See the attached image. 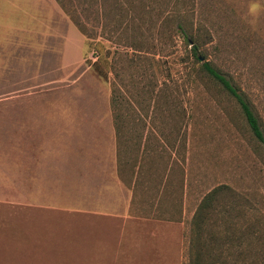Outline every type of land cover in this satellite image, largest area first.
<instances>
[{
    "label": "rangeland",
    "instance_id": "374dc122",
    "mask_svg": "<svg viewBox=\"0 0 264 264\" xmlns=\"http://www.w3.org/2000/svg\"><path fill=\"white\" fill-rule=\"evenodd\" d=\"M178 25L264 135V0H0V264H190L214 191L204 244L264 264V149Z\"/></svg>",
    "mask_w": 264,
    "mask_h": 264
},
{
    "label": "trees",
    "instance_id": "16d2710c",
    "mask_svg": "<svg viewBox=\"0 0 264 264\" xmlns=\"http://www.w3.org/2000/svg\"><path fill=\"white\" fill-rule=\"evenodd\" d=\"M178 30L180 35H182L185 43L188 46H191L190 57L199 64V73L206 77L211 82L217 84L223 91L227 93L229 97L235 101L238 108L240 109L245 122L248 126L249 132L255 139V141L264 149V135L260 126L258 119L256 118L254 111L247 101L246 97L243 93H241L228 79L227 77L216 69L210 62L203 60V57H200L201 50L200 45L194 39L192 35H188L182 26L178 25ZM202 55V54H201ZM99 68L102 65H97ZM105 63L103 62V68ZM96 67V66H95ZM98 70V69H96ZM100 70V69H99ZM100 74L103 75V71H99ZM216 194L214 191L209 197L205 199V201L200 205L194 219V229L192 230L191 240L189 244V262L190 264H229L228 257L224 256L221 251H218V246H214L213 244L207 243L204 244L202 240L203 228L202 225L204 223V213L203 209H206L210 201L213 199V196ZM209 241H214V236L209 234ZM207 247L208 251H207ZM213 251H218V253L213 254Z\"/></svg>",
    "mask_w": 264,
    "mask_h": 264
}]
</instances>
